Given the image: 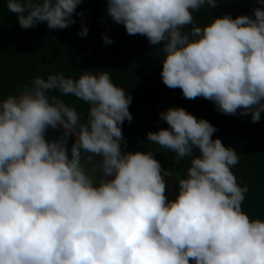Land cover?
I'll list each match as a JSON object with an SVG mask.
<instances>
[{
  "label": "clouds",
  "instance_id": "9594fccd",
  "mask_svg": "<svg viewBox=\"0 0 264 264\" xmlns=\"http://www.w3.org/2000/svg\"><path fill=\"white\" fill-rule=\"evenodd\" d=\"M83 2L6 0L20 28L51 30L75 24ZM105 2L114 23L156 46L166 87L260 121L264 0H252L260 7L251 15L202 26L194 13L219 0ZM77 34L87 36L83 22ZM24 88L0 98V264H264V220L242 210L249 189L232 171L240 156L207 120L170 107L158 114L168 127L146 134L177 163L189 161L169 200L163 177L172 175L153 153L122 149L132 97L109 72H54ZM56 92L87 104L86 118Z\"/></svg>",
  "mask_w": 264,
  "mask_h": 264
},
{
  "label": "trees",
  "instance_id": "16d2710c",
  "mask_svg": "<svg viewBox=\"0 0 264 264\" xmlns=\"http://www.w3.org/2000/svg\"><path fill=\"white\" fill-rule=\"evenodd\" d=\"M260 7L252 0H219L215 8H202L194 13L196 23L204 25L213 18L225 14L233 18L251 15ZM82 15H74L75 24L65 29H48L46 23H38L30 29L20 28L15 14L7 9L6 0H0V98L19 95L25 85H31L35 76L60 72L66 77L78 78L82 71H107L114 84L125 89L132 97L129 112L131 122L123 123L125 152H152L176 192L174 178H183L189 161L176 162L175 153L149 143L147 133L167 128L159 113L170 107H182L197 119L203 118L217 131L225 146L232 147L240 160L232 168L238 183L248 186L242 210L253 219L264 220V112L260 121L253 123L250 116L224 115L215 110L212 102L203 98L185 99L179 89H169L161 80L162 64L154 51L156 46L141 35H128L123 27L107 16L105 0H84L77 9ZM81 22L88 28L86 37L77 33ZM102 34L114 42L104 44ZM60 96L58 92L54 93ZM70 106L75 105L86 118L88 105L72 96H60ZM60 133L47 131L48 138ZM69 147L72 140L68 141Z\"/></svg>",
  "mask_w": 264,
  "mask_h": 264
},
{
  "label": "water",
  "instance_id": "95a60500",
  "mask_svg": "<svg viewBox=\"0 0 264 264\" xmlns=\"http://www.w3.org/2000/svg\"><path fill=\"white\" fill-rule=\"evenodd\" d=\"M56 131H58L59 133H61V129H56ZM69 139L73 140L75 139V137H70ZM165 180V184H166V193L165 195L168 197L169 200H174L176 195L178 194L174 188L173 183L169 180V178L167 176L163 177Z\"/></svg>",
  "mask_w": 264,
  "mask_h": 264
}]
</instances>
